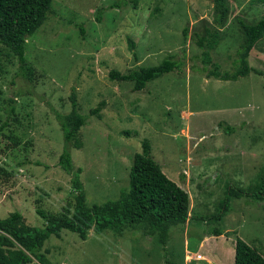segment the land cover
I'll use <instances>...</instances> for the list:
<instances>
[{"label": "rangeland", "instance_id": "374dc122", "mask_svg": "<svg viewBox=\"0 0 264 264\" xmlns=\"http://www.w3.org/2000/svg\"><path fill=\"white\" fill-rule=\"evenodd\" d=\"M113 1L50 0L49 15L24 40L32 94H17L28 84L0 44V124L5 108L13 105L14 111L0 128V218L16 210L26 224L42 227L35 209L58 213L71 205L70 175L57 164L63 139L55 113L69 112L73 91L82 115L103 103L99 116L89 115L79 128L81 147H69L86 205L117 198L146 139L161 172L187 192V219L167 228L163 244L146 234L145 223L119 232L91 225L83 238L60 229L42 243V260L31 256L28 264H232L235 237L264 257V199L231 192L219 223L223 233H208L226 190L252 191L264 171V35L248 51V74L219 80L204 75L201 69L211 67L193 42L203 25L214 26L213 0H137L104 10L96 22L97 9ZM224 3L223 26H216L221 36L209 53L220 71L232 72L236 49L246 45L242 23L264 17V0ZM168 55L179 67L140 90L108 78L110 70L127 73ZM229 126L233 130L226 133ZM196 254L202 259L194 260Z\"/></svg>", "mask_w": 264, "mask_h": 264}, {"label": "trees", "instance_id": "16d2710c", "mask_svg": "<svg viewBox=\"0 0 264 264\" xmlns=\"http://www.w3.org/2000/svg\"><path fill=\"white\" fill-rule=\"evenodd\" d=\"M217 12L214 14V26H202V33H193V42L201 49V62L209 64L211 68H202L204 75L219 80H236L248 74L250 68L246 57L252 45L264 35V17L251 23H242L244 48H237L236 68L232 72L220 71L218 65L212 63L210 50L218 43L221 33L216 26H223L227 12L224 0H213ZM127 2L135 6L137 0H114L106 7H100L94 17L96 22L101 20L104 10L120 9ZM50 13V0H0V44L16 58L17 75L28 85L17 89V94L27 91L32 94L31 69L27 65L24 56L25 38L32 35L45 21ZM80 38H84V28L79 25ZM185 33V28L183 30ZM133 42L128 41V47L133 48ZM179 67L173 56L164 57L157 65L131 69L127 73H119L116 70L108 72L110 80L130 81L133 90H140L144 85L160 76ZM204 67V66H203ZM27 87V88H26ZM70 110L68 113H55L58 126L63 139V149L58 156L57 164L70 175L69 183L72 191V203L63 207L61 212L54 213L43 209H35V214L42 221V227L26 224L19 211H11L6 217L0 218V264H28L30 257L39 256V250L44 240L49 236H59L60 229L76 233L80 238L91 225L96 230L111 229L119 232L122 226L137 223H145L147 235L156 234L160 243L167 240V228L183 223L187 219L189 196L187 192L169 180L159 169L156 162L149 155V143L142 140L140 151L133 154L131 165L128 170V185L120 188L115 200H107L102 204L91 206L85 203V191L79 179L80 168L73 167L69 147L80 148L81 140L78 130L86 124L89 115L99 116L98 111L102 101L88 110L84 115L76 109L75 95L70 92ZM4 109V108H3ZM5 121L0 128L7 125L8 118L13 114V105L4 109ZM226 133L231 132V126L225 127ZM39 165V162H35ZM240 197L250 195L257 200L264 199V171L254 185L252 191H231L228 188L220 202L219 209L212 217H195L207 221L212 219L214 225L209 230L210 235H221L223 230L220 226V218L225 215L229 208L227 203L230 195ZM71 209V211H70ZM232 264H264V257L257 249L251 247L244 240L235 237L233 240Z\"/></svg>", "mask_w": 264, "mask_h": 264}, {"label": "built area", "instance_id": "2783aa9c", "mask_svg": "<svg viewBox=\"0 0 264 264\" xmlns=\"http://www.w3.org/2000/svg\"><path fill=\"white\" fill-rule=\"evenodd\" d=\"M202 259V256L200 254H196L194 256V260H201Z\"/></svg>", "mask_w": 264, "mask_h": 264}, {"label": "crops", "instance_id": "0c3cea01", "mask_svg": "<svg viewBox=\"0 0 264 264\" xmlns=\"http://www.w3.org/2000/svg\"><path fill=\"white\" fill-rule=\"evenodd\" d=\"M231 253H232V261H233V249H230L229 255H231Z\"/></svg>", "mask_w": 264, "mask_h": 264}]
</instances>
